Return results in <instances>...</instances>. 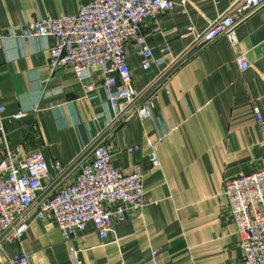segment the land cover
Segmentation results:
<instances>
[{
	"label": "crops",
	"instance_id": "1",
	"mask_svg": "<svg viewBox=\"0 0 264 264\" xmlns=\"http://www.w3.org/2000/svg\"><path fill=\"white\" fill-rule=\"evenodd\" d=\"M86 1L0 0V160L6 149L16 148L20 157L37 149L48 161L67 166L98 131H107L112 108L101 69L84 70V81L98 86L85 91L69 66L49 73L53 36L10 31L35 17L76 12ZM232 1L172 0L169 9L144 19L141 29L153 61L143 68L137 43L125 42L132 85L143 88L177 60L193 36L187 24L203 30ZM234 28V46L220 35L180 61L158 87L150 115L132 116L106 134L117 168L130 172L137 162L143 166L148 202L114 220L105 238L89 224L67 240L53 218L30 216L22 237L3 243L0 258L25 248L32 251V264H245L223 185L263 160L253 108L264 114V51L259 46L264 4ZM240 52L249 61L244 68L235 61ZM18 111L23 114L13 116ZM152 142L157 166L148 163ZM49 170L47 189L75 175L71 168L63 174ZM153 248L160 255L157 263Z\"/></svg>",
	"mask_w": 264,
	"mask_h": 264
},
{
	"label": "built area",
	"instance_id": "2",
	"mask_svg": "<svg viewBox=\"0 0 264 264\" xmlns=\"http://www.w3.org/2000/svg\"><path fill=\"white\" fill-rule=\"evenodd\" d=\"M172 4V0H88L76 12L57 16L46 14L10 27L11 32L18 28L20 35L25 37L53 36L47 59L49 73L69 66L85 91L98 86L84 81V70L98 66L103 73L101 85L106 90L112 115L107 131H98L92 142L86 144L67 166L58 159L48 161L37 149L21 157L16 148L5 150V156L0 160V250L3 251L4 242H12L24 235L30 216L53 218L67 240H72L89 224L101 238H105L114 220L148 202L143 192V166L137 162L130 172L117 168L112 162L111 149L104 142L106 134L132 116L143 118L150 115L158 87L180 61L220 35H225L229 44L234 46V27L263 5L264 0H233L203 30L187 24V30L193 36L177 60L146 86L135 88L124 44L127 40H134L141 56V66L149 67L153 52L145 40L141 24ZM259 46L264 51V37ZM235 61L241 68L249 64L244 52L238 53ZM3 109L4 106L0 105V111ZM253 113L264 147V114L256 106ZM22 114L18 111L13 116ZM150 146L148 163L157 166L156 142ZM262 159L257 169L234 175L223 185V194H226L228 210L239 237L241 260L245 264H264V154ZM50 167L58 174L71 168L75 175L63 185L47 189L45 182L50 179ZM151 254L153 262L157 263L160 260L158 249L153 248ZM70 255L76 263L73 245L70 246ZM0 264H32V251L21 248L11 254L5 253Z\"/></svg>",
	"mask_w": 264,
	"mask_h": 264
}]
</instances>
